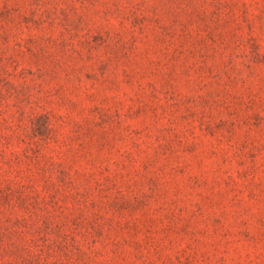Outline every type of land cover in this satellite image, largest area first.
I'll use <instances>...</instances> for the list:
<instances>
[{
    "label": "rangeland",
    "instance_id": "rangeland-1",
    "mask_svg": "<svg viewBox=\"0 0 264 264\" xmlns=\"http://www.w3.org/2000/svg\"><path fill=\"white\" fill-rule=\"evenodd\" d=\"M0 264H264V0H0Z\"/></svg>",
    "mask_w": 264,
    "mask_h": 264
}]
</instances>
